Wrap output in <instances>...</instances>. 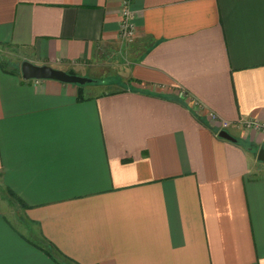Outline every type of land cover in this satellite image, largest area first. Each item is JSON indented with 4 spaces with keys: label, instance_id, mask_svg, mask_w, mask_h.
<instances>
[{
    "label": "crops",
    "instance_id": "1",
    "mask_svg": "<svg viewBox=\"0 0 264 264\" xmlns=\"http://www.w3.org/2000/svg\"><path fill=\"white\" fill-rule=\"evenodd\" d=\"M130 6L129 42L123 0H0L23 61L124 82L0 66V264H264V0Z\"/></svg>",
    "mask_w": 264,
    "mask_h": 264
},
{
    "label": "water",
    "instance_id": "2",
    "mask_svg": "<svg viewBox=\"0 0 264 264\" xmlns=\"http://www.w3.org/2000/svg\"><path fill=\"white\" fill-rule=\"evenodd\" d=\"M21 74L24 79H55L66 83L85 85L95 80L91 77L78 73H70L67 70L56 68L50 64H36L30 60H24L21 63ZM219 136L233 142L238 139L226 128L219 131ZM258 160L264 162V146L260 147L257 153Z\"/></svg>",
    "mask_w": 264,
    "mask_h": 264
},
{
    "label": "rangeland",
    "instance_id": "3",
    "mask_svg": "<svg viewBox=\"0 0 264 264\" xmlns=\"http://www.w3.org/2000/svg\"><path fill=\"white\" fill-rule=\"evenodd\" d=\"M23 59L24 53L20 48L11 45L0 44V61L10 62V68L20 66ZM115 68H107L108 71H98L97 73L90 70V72L88 71L84 76H90L95 79L98 84V92H109L118 89L124 84L123 80L119 77V72L116 71L118 68ZM4 202L3 208L7 213L10 214L11 217L15 218L20 215L19 207L15 206L8 200H4Z\"/></svg>",
    "mask_w": 264,
    "mask_h": 264
},
{
    "label": "built area",
    "instance_id": "4",
    "mask_svg": "<svg viewBox=\"0 0 264 264\" xmlns=\"http://www.w3.org/2000/svg\"><path fill=\"white\" fill-rule=\"evenodd\" d=\"M131 0H123V9H122V22H121V31L120 35L123 39L133 41L136 36V26L133 21V12L131 9ZM228 124H224L227 126ZM246 127L252 128L258 131L264 132V122L259 120H248L246 122Z\"/></svg>",
    "mask_w": 264,
    "mask_h": 264
},
{
    "label": "trees",
    "instance_id": "5",
    "mask_svg": "<svg viewBox=\"0 0 264 264\" xmlns=\"http://www.w3.org/2000/svg\"><path fill=\"white\" fill-rule=\"evenodd\" d=\"M22 63V62H21ZM0 66L8 71V72H11V73H14V74H18V75H21V64L20 66H15L14 68H10V62L8 61H0ZM70 73H77L76 71L74 70H70L68 71ZM80 86V89H79V93H78V98L79 99H84V93H83V90H82V86L83 85H79ZM19 200V199H18ZM23 205L24 203L19 200ZM49 248H48V253L53 256L54 258L57 256H60L65 262H70V261H73L71 258H69L67 255H65L63 252H61L52 242H49Z\"/></svg>",
    "mask_w": 264,
    "mask_h": 264
}]
</instances>
